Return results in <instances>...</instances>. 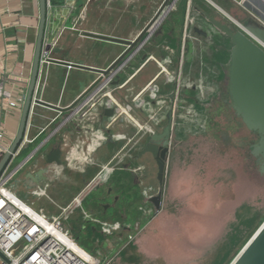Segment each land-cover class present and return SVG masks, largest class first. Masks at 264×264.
<instances>
[{"label":"rangeland","instance_id":"rangeland-1","mask_svg":"<svg viewBox=\"0 0 264 264\" xmlns=\"http://www.w3.org/2000/svg\"><path fill=\"white\" fill-rule=\"evenodd\" d=\"M202 1L205 0H196L197 3L204 6ZM138 3V1L132 2L131 8L136 10ZM207 7L208 10L202 7L205 11V19L214 17L223 23H232L231 20L216 12L211 6ZM239 9L240 8H237V10ZM213 13L215 15H213ZM237 14H239V12H237ZM243 14L244 12L241 11L238 15L239 18H242V22L251 20V15L247 14L245 17ZM174 20L178 21L177 18ZM165 26L162 33L163 31H169L168 28H170V25H167V27ZM212 28L215 29V32H218L213 26ZM219 36L218 34V37ZM149 41L146 44L147 48L149 45L153 50L155 42L149 44ZM203 42L206 44H213L215 40L209 37L203 40ZM225 47L229 50H226L225 54H223V50L220 53L219 58L222 61H227L230 58L232 48L231 42L227 43ZM147 48L142 49L138 55H135L136 61L142 58L143 52ZM191 50H193V53H187L185 57L186 61L191 58L195 60L199 56L197 55L199 49L196 48V46L193 47V49L191 48ZM213 50L215 53L216 49L214 48ZM203 52L200 55L202 60H204V56L205 58H209V56L213 54L212 49L206 48V46ZM212 56L214 59L217 58L215 54ZM224 66L226 70L227 66ZM138 67L139 65H130V69H126L125 74L130 71L132 72ZM207 67H213L215 74L218 71L217 65H207ZM179 68L180 65L166 66L164 78L162 77V80L158 82L166 84L171 83V77L179 72ZM147 69L156 72L158 71V65H148L146 70ZM194 69H197V65L181 66V71L183 72L185 80L187 78L186 75H189ZM197 72L198 73H195V78L201 80L203 79L202 74H205L207 71L202 73V67L200 65ZM146 75L149 74L146 73ZM195 81L197 80L194 79L193 83L189 82V85H200L201 88L203 87L201 90H203L204 93H202L203 91H199L198 93L194 92L192 93V98L182 101L181 103V111L178 119L180 124L177 129L178 132H182L183 138L180 137L178 133H175L174 144H182L174 151L173 149L176 145L172 146L161 211L157 215L152 214L150 221L149 217L147 219L145 218L147 215L144 218L140 217V214L136 211L137 208L140 210V207H142L144 198L138 193L135 198H133L132 195H134V193L130 191L131 197L129 198L128 204L122 208L119 206L121 204L116 205L107 215V217H109L112 213L117 214V216L122 214V222L129 219L130 224H133L134 233L130 235L133 238H129L133 245L130 244L129 247H134L133 250H135V255L131 256V260H135L134 262L136 264H215L219 258H223L224 254L227 255L228 252V256L225 257L221 264H230L253 236L254 233L250 234V231L253 225L255 227L258 223L246 225V221L254 218V216H261L264 214V176L259 171V156L253 153V146L258 141V135L241 124L240 119L229 105L231 101H224V92H226V87L228 86L227 76L219 83L216 80L212 84H210L211 81L205 84H201L199 81L198 84H196ZM132 83L134 88H138L135 91L136 96L145 83L140 79V76L139 78L137 76ZM190 87L192 86L190 85ZM207 88L211 90L209 94L205 90ZM152 91L151 93L153 94ZM205 95H209V102H206ZM148 97L149 94L146 92L142 96L143 99H147ZM222 101L226 102V104H223ZM204 104L205 106L212 104L214 105V109L219 108L222 111V114L216 117L219 125L208 128L205 134L204 131L194 134V132L202 127V125H200V120L202 117H205ZM124 111H127L124 117H126L128 122V117L132 118L133 114L126 107ZM203 121L204 120H202V122ZM99 130V126L86 123L84 125V135L87 132V135L89 134L90 136L85 135L84 138L80 140L79 147L82 149L84 146L91 144L92 134ZM119 130L116 129V131ZM137 131V127L135 128V125L131 124L130 131L128 130V134L126 135L132 137L138 134ZM118 133L121 132L119 131ZM145 134L147 133L144 132L140 134L139 138H143ZM105 138L109 139L110 137L102 134V137L96 142L97 146L95 145L91 150L86 151V156L88 158L92 156L94 151L98 150L101 141ZM41 140L42 139L37 141V145ZM127 141L128 140L124 137L117 138L116 143L111 147L108 155L100 160L96 168L86 169V176L83 175L81 172L82 170L75 172L68 169L63 170V174L60 178L49 182V186L46 187L47 193L43 196L31 194L30 188L34 187L32 183L36 185L37 183L27 177L29 174H35L38 171L37 168L40 162L37 161V158L40 157L38 153L35 155L34 160L28 162L15 175L12 183L9 185V189L19 196H26L25 199L35 208L39 209L41 207L47 213L51 212L56 214L60 212L61 206H65V202H67L71 196L84 190L83 198H79L76 202L75 205L77 207L75 209L71 207L67 212L64 222H66L65 224H67L68 227L77 224L74 226L78 228L77 231L81 238L80 243L90 252L105 247V250H111V254L115 255L118 252V247L109 249L107 245L103 244L104 241L101 237L105 235L109 236V233L106 232V230H108L107 227L105 228L104 226L101 228L100 225L104 219H107L102 210H99L98 207L99 202L104 198L102 195L103 188L101 187L102 190H99V187H97L100 178H97L95 182L86 189L84 180L91 177L93 179L96 173L105 168L111 170L109 174V180H112L111 182L115 180L117 175L120 176V173L122 176L126 175L124 173H130L125 170H120V168H122V162H129V156L127 157V154L135 153L136 146L133 144H130L127 149H124ZM37 145L24 148L15 158L12 168H14L16 164L21 163ZM65 147L77 153L80 152L75 149L71 141L66 140ZM121 151L124 152V157L113 160V156H117ZM181 152L182 154L179 155ZM146 161H149V166L154 168L155 171L156 166L154 165V160L149 158ZM128 176L127 180L130 181L132 178L130 174ZM43 184H45V182ZM115 186L116 185H114V187ZM120 192L126 194L119 182L118 187L114 190V195L120 194ZM112 197H109L107 201H111ZM80 201L83 202V205ZM146 205L145 214L148 212L149 208L148 206L146 207ZM128 206H130L131 209L135 208L136 211L129 209ZM97 207L98 210H96ZM84 209H86V217L85 214L83 215ZM152 210L151 212H153ZM129 212L132 214L131 216ZM128 214L129 216L126 217ZM117 219V217H111L110 221ZM93 222L100 226L97 231L100 236H98L97 238L99 239H96V242H94V249H91L92 238L95 235L93 232L91 233L87 227L90 223L93 224ZM235 235H239V240L229 248L226 245L230 243L231 237ZM143 240H146V244L144 245L146 247L143 251H139L138 245ZM83 243H85V245ZM107 255L108 254L105 255V258L109 257V255ZM102 259L104 258L102 257Z\"/></svg>","mask_w":264,"mask_h":264},{"label":"crops","instance_id":"crops-1","mask_svg":"<svg viewBox=\"0 0 264 264\" xmlns=\"http://www.w3.org/2000/svg\"><path fill=\"white\" fill-rule=\"evenodd\" d=\"M134 1L139 2L137 4L136 10L131 8L132 2ZM164 1L165 0H50L48 3L46 40L48 42H52L53 44L57 40L55 51L52 56L94 68H106L111 63H113V61L122 51H124L126 46L114 43L109 40L87 36L85 35V32H95L112 37L134 39L152 17L155 9L161 3L163 4ZM246 1L255 7L257 6L259 0H205L202 1L204 6L197 3L196 0L175 1V9L169 14L168 18H166V24L164 23V26L166 25L165 27L170 25V28H168L169 31H163V33L159 34L157 37L158 41H156V43H162L163 46H165V44L169 45L171 47L170 52L175 53V55L171 57L170 60L168 58L165 60L167 61L166 65L172 64L171 61L173 59V62H178L180 59L178 56V49L182 46L184 38L189 33L188 30L186 31L187 21H196V25L198 26L197 28L208 31L210 37H212L213 34L215 39L213 44H206L203 42V39H199L200 43H198L197 40H194L196 38L189 37L190 41L187 43L189 46L188 53L192 54L193 50H191V48L193 49L195 46L196 48L203 47V51H205L206 46V48L208 47L212 49L213 52V49L215 48L217 50L219 48L218 46L223 42V39L218 37L215 29H213L210 23L204 18L205 11L202 9V7L207 9V6H211L214 8V10H216V12L231 21H233V19L242 21V18L238 17L241 11L244 12L243 16L245 17L247 14L252 15V9L246 6ZM237 8H240L239 10L241 11L237 10ZM236 11L239 12V14H237ZM213 15L215 14L213 13ZM175 18H177L178 21H175ZM39 22V0H0V82L5 81L6 87L10 90H13L16 95L21 96L28 87L27 82L30 79L33 66ZM193 24H195V22ZM193 34L194 33L191 35ZM166 39H170V41H166ZM151 53H153V55H158V50L156 49ZM187 61H189L188 65H197L196 59L194 60L191 58ZM198 66L199 65H197V71L199 69ZM205 70H209V67H207ZM142 71L143 72L141 73H143L147 79L158 76L159 73V71L155 72L151 69L146 70V68ZM214 72L215 70H213L212 67L210 73L211 80L208 81H211L210 84L214 83L219 75L218 71L216 74ZM85 73L88 74L89 81L84 84L77 83V77L84 75ZM146 73L149 75H146ZM97 76L98 75L95 72H88L73 66L52 62L48 65L46 77L47 80L42 92V99L44 101L66 107L73 103L79 97V95L85 91L90 83L96 79ZM130 78H132V75H128V78H125L124 84H127ZM123 85H111L110 87V89H113L112 94H114L116 90L118 91V94H114V96L117 98L118 96L120 98L123 97L121 91ZM206 91L209 94L211 90H208L207 88ZM120 98H118L119 104L121 105V108L124 109L127 107V103H125L123 99L122 101ZM205 100H207L206 102H209V95L206 96ZM36 112L37 115H35V124L37 126L45 125L48 121L59 114L58 111L43 106H38L36 108ZM21 113L22 107L21 109L9 111L8 113H3L2 115L3 125L6 129L7 136L10 139L15 137V134L18 130ZM99 120L100 119L97 118V116H92L89 121H72L71 124L63 128L57 135H55V139L53 140V143L51 142V144H56L58 141L60 142L63 140L61 141L63 142V152L66 155L67 164L71 168H68V170L75 172L78 170L86 171L87 168H96L100 160L108 155V152L113 146L111 145V142L113 141H110L109 143L104 142L102 145L100 143L98 150L94 151L92 156H89V158L86 156L87 150H91V148L95 145L97 146V140L102 137L100 131H96L92 134L91 144L84 146L82 149L79 147L80 140L83 139L85 135H87V132L84 135V125L89 123L90 125L99 126ZM110 123L107 124V127L111 125ZM52 126L54 125H51V128ZM112 126L116 125L113 123L110 127ZM129 126L130 125H127L125 119V122L118 124L116 129H120L119 131L122 134H125L128 132ZM114 132L117 133L118 131L115 130ZM66 140L71 141L73 146H75V149L80 152L77 153L70 148L67 149L65 147ZM181 144L182 143H178L176 146H174L175 149H173V151L176 150L177 147H180ZM62 168L55 170L56 172H49L47 175V182H52L60 178L63 174ZM39 169L40 166H38L37 170ZM51 170L53 169H50V171ZM118 176L119 175H117L113 181V186L116 185L115 187H117V180L120 177ZM153 178V170L151 168L149 178L146 182L148 187H154L155 181ZM93 179L91 177L87 180H84V186ZM43 183L44 181H41L39 185L45 187L49 186V183ZM32 186L36 187L38 184L36 185L32 183ZM127 187L129 191L134 193L132 197L135 198L137 193H135L133 183H129ZM83 191L84 190L71 196L69 200L65 202V206L73 203L72 207L75 209L77 207L75 205L77 202L75 198L77 196L78 198H81L84 195ZM122 194L123 193L120 192V194L118 193L117 195L121 197ZM80 203L83 205L82 201H80ZM147 206L149 208L148 212L145 214V216L147 215L145 218L147 219L149 217L150 221L152 214L157 215L161 210L157 211V213L152 210L150 204L146 205V207ZM129 209H131L130 206ZM150 209L153 212H151ZM131 210L136 211L135 208H132ZM84 214L87 216L86 209H84L83 215ZM129 214L126 215V217L129 216ZM131 215L132 214H130V216ZM74 225L77 224H73V226ZM127 225L131 226V228H127L124 231H117L116 233L110 234L109 236H101L104 241L103 244L107 245L109 249L118 247V252L115 255L111 254V250H105V247L97 251L92 250L91 253H94V255L98 256L100 260L107 261L113 258V261L110 264H136L134 262L135 260H131V256L135 255V250H133L134 247H129V245L132 244V241L129 240V237L134 233V229L132 228L133 224H130L129 219H127ZM73 226L69 227V229H71L73 235L80 243L81 238L79 232L77 231L78 228ZM87 228L95 235L93 236V241L91 242V249H94V242H96L95 240L99 239L97 237L100 236V234L97 233L100 226L93 222V224L90 223ZM145 241L146 240H143L138 245L139 251H143L146 247L144 246L146 244ZM83 244L85 245V243ZM106 254L109 255L108 258H105ZM102 257L104 259H102Z\"/></svg>","mask_w":264,"mask_h":264},{"label":"water","instance_id":"water-1","mask_svg":"<svg viewBox=\"0 0 264 264\" xmlns=\"http://www.w3.org/2000/svg\"><path fill=\"white\" fill-rule=\"evenodd\" d=\"M171 1L173 0H165L163 2L157 15L134 39L112 37L95 32H85V35L87 36L109 40L114 43L122 44L126 46V48L118 55L113 63L106 68H94L87 65L73 63L65 59L51 58V62L61 63L67 66L70 65L88 72H95L98 76L73 103L66 107H62L42 99H36L35 101L39 105L46 106L57 111L66 113L71 111L84 95L90 92L107 76L112 74L116 64L119 63L127 54L130 53V59H133L135 55H138L141 50V45H144L150 40L149 34L152 30L154 22L158 18V14ZM39 3L40 22L38 26V35L31 76L27 82L28 87L25 94L18 130L9 151L5 153L0 162V172L5 167L11 154L17 149L24 137L33 101L34 89L39 76L42 54L44 51H51V53L54 54L55 51V47H52V42H48L46 40L49 0H39ZM245 4L252 9L251 16L253 17V20L249 22H242L233 19L234 23L237 25V29H232L227 24L222 23L214 17H210V21L217 29L227 35L231 40L232 48L230 61L228 63V92L231 99V106L235 113L241 118L245 126L250 131L258 135V141L253 146V153L259 156V171L264 176V0H259L257 6L255 7L248 1H246ZM143 57H145V55ZM88 81L89 78L86 73L76 79V82L79 84H84ZM118 111V104L112 105L105 103V105L101 106L99 114L100 117L103 116V128H106L110 119L115 116ZM174 122L175 117L172 115V112H169L168 123L164 128L163 133L153 134L150 140L146 143L145 147L138 153V158L153 157L154 159V165L156 167L155 171L154 168H152V170L155 188L151 187L149 200L154 204L157 211H160L163 205L168 163L170 153L172 151L169 139L171 137L172 125ZM162 138H165L163 145H161L160 141ZM54 139L55 137H53L48 143H53ZM39 161V166H44V168H41L35 174H29L27 176L28 178L34 180L37 184L46 179V166L58 165L63 166L65 169H71L67 164L65 153L59 145H56L49 153H47L45 159H41ZM84 176H86L85 171ZM230 264H264V222L259 226L253 236Z\"/></svg>","mask_w":264,"mask_h":264},{"label":"built area","instance_id":"built-area-1","mask_svg":"<svg viewBox=\"0 0 264 264\" xmlns=\"http://www.w3.org/2000/svg\"><path fill=\"white\" fill-rule=\"evenodd\" d=\"M56 44L57 40L54 44L52 43V47H55ZM51 58L57 57L52 56L51 51L43 52L24 137L0 172V264H110L112 259L107 261L100 260L98 256L84 248L69 227L66 226L64 218L73 203L61 206L59 213L51 214L41 207L39 209L35 208L25 199L26 196H19L9 189V185L15 175L28 162L34 160L40 149L55 137L59 131L71 124L72 121L85 122L89 121L92 116H97L100 119L99 112L101 106L105 105V103L119 105L118 113L110 119L112 121H116L119 117H124L127 112L121 108L118 98L114 96L115 93L112 94L113 89H110L114 83L113 80H115V76L112 73L84 95L71 111L67 113L58 111L59 114L45 125L37 126L35 124L36 108L42 105H39L35 100L42 99V92L47 80L48 65L52 63ZM25 94L26 91L21 96L16 95L13 90L6 87L5 81L0 82V162L5 153L9 151L14 139V137L8 138L3 125L2 115L9 111L21 109L24 104ZM126 108L130 110V105H127ZM51 125L54 126L51 128ZM116 136H119V134ZM40 139L42 140L37 145V141ZM35 145L37 146L27 157L12 168L15 158L21 151L26 147ZM62 167L49 165L46 169L48 173H51ZM50 169L53 170L50 171ZM107 170L105 168L103 171ZM47 172L45 174L46 179L43 181L49 183L47 182ZM97 178L98 176L96 175L92 181L88 182L85 189L92 185ZM46 187L38 184V186L30 188V192L36 196H43L47 193ZM75 199L78 201V196ZM107 229L106 232L110 233L111 229L109 227ZM129 238L132 239L133 237L130 236Z\"/></svg>","mask_w":264,"mask_h":264},{"label":"flooded vegetation","instance_id":"flooded-vegetation-1","mask_svg":"<svg viewBox=\"0 0 264 264\" xmlns=\"http://www.w3.org/2000/svg\"><path fill=\"white\" fill-rule=\"evenodd\" d=\"M175 1L177 2L178 0H173L165 6V8L158 14V18L156 19V21L154 22V24L152 26V29H153L152 33H151V35L149 34L150 35L149 44L152 42L153 43L155 42V46L153 47V50H152L151 46H149V45L147 48V45H146L147 42H146L144 45H141V50L144 48L148 49V50L145 49L143 52V56L145 55V57L142 56V58L139 61H136V59H135L136 57H134L133 59L129 58V55H130V53H129L119 63L116 64L114 71L112 72L113 75L115 76V80H114L113 85H116V86L117 85L118 86L123 85L125 82V78L126 77L128 78V75L129 76L132 75V78H130V80H128L127 84H124L122 86L121 91H122L123 97L120 98L118 95L117 96L121 100L123 99L125 101V103H127V105H130V111L132 112L133 117L134 118L136 117L140 124L133 121L132 118L128 117L129 123L126 120L127 125L131 126V124H133V125H135V128L137 127V130H138L137 135H133L132 137H130V136L126 135L128 133H125V134L124 133L123 134L118 133V132L113 133V131L116 130V126L118 124L125 122V119H126L125 117H123V116L119 117L116 121H114L113 123L116 126L110 127L113 124L112 123L109 127H107V125H106V128H103V122H102L103 116L100 117V120H99V127H100L99 131L101 132V134H104L107 137H110L109 139L105 138V140H102L101 145L104 142L109 143L110 141H113V142H111V145H114L117 141V138L124 137L125 139H127L129 141V142L127 141V143L125 144L124 149H127V147L130 144L131 145L133 144L136 146L134 154H127V157L129 156V162H122L121 163L122 168H120V170L121 171L125 170V171H128L130 173H128V174L124 173V174H126L125 176H122L120 174V177L117 180V187H118V184L120 182L121 187L123 188V191L127 195L122 194L121 197L117 194L114 195V190L116 187L113 186L114 182H111L112 180L111 181L109 180V178H110L109 174H110L111 170L103 171L104 169H102L99 173H97L98 178H100V181L98 182L99 184H97V187H99V190H102V188H103L102 195L104 197L99 202L98 207H99V210L100 209L102 210L105 218H107V219H104V221H102V223H100V225H101V228L105 226V227H109L111 229V232L109 233V235L116 233L117 231H124L127 228H131V226L127 225V220H125V222H122L123 221V215L122 214L120 216H117V214L112 213V215L109 214L110 216L107 217L108 212L110 213V211H112L116 205L121 204L119 206L122 208V207L126 206V204H128L130 191H129V189H127L128 188L127 186L131 182L133 183V187L135 188V193L141 194L142 197L144 198V201L141 200L142 201V207H140V210L137 208V211H136L138 214H140V217H143V218L145 217V205L146 204H150L152 209L155 212H157L154 204L152 202H150V200H149L150 187H148V185L146 184L147 179L149 178V175H150V170H151V166H149L150 165L149 161H146L147 159H149V157L138 158V153H139V151H141L145 147L146 143L150 140V138L153 134L163 133L164 128L166 127V125L168 123V113L169 112H172V115L175 117V122L172 125L171 137L169 139L171 142V149H172L173 145L178 144V143L174 144V137H175V133H178V135L180 137H182V132H180V131L178 132V129H177L178 125L180 124V122H178V119H179V115H180V111H181V103H182V101H185L189 98H192L191 97L192 93H194V92L198 93L199 91H203V90H201L203 87L201 88L200 85L190 84L192 86V87H190L189 82L193 83L194 79H196L197 80V81H195L196 84H198L199 81L201 82V84L208 83V81L211 80L210 73H211L212 67H209V70H203L205 67H207V65H217L219 75H218L216 80L218 83L223 78H225L226 76L228 78V73H229L228 63L230 61V58L227 61H222V60H220L219 55L222 52V50H223V54H225L226 50L227 51L229 50L225 46L227 45V43L231 42V40L227 35L222 33L219 29H217L213 25V23L210 21V17L208 19L206 18V20L214 28H216L218 30V32H216V33L220 35L219 37L221 39H223V42L218 46L219 48L215 51V53H214V51L212 52L215 54V56H217L216 59H214L213 56L210 55L209 58L208 57L205 58V56H204V60H202L200 55L203 52V47L198 48L199 50H198L197 55H199V56L196 58L197 65H199L198 67H200V65H201L202 73H204V71H207L205 74H202L203 79L198 80V78H195V73H198V72H197V70L195 72V69H194V70H192V72L189 75H186L187 78L185 80L183 77V72L181 71V66L188 65V63H189V61L185 60V57H186L188 50H189V46L187 45V43L190 41L189 37L196 38L194 40L195 41L197 40L198 43H200L199 42L200 40H202V39L205 40V39H208L210 37L208 31H204V30H201L200 28H197L198 26L196 25V23H197L196 21L191 20V21H187V23H186V27H187L186 31L188 30L189 33L192 32L194 34L191 35L192 33H190V34L188 33V35L184 38L182 46L178 49V52H179L178 56L180 58L179 61L173 62L174 61V59H173L171 61L172 64L166 65L167 61H165V60L167 58L170 60V58L173 57L175 55V53L170 52L171 47L169 45L165 44V46H163L162 43L159 44V43H156V41H158L157 37L159 34L162 33V30L164 29V23L166 24V18H168L169 14L175 9V5H176ZM161 6H162V3L155 9L154 14L149 19V21L146 23V25L157 15ZM166 11H168V12L166 13ZM250 17H251V20H248L246 22L253 20V17L252 16H250ZM194 20H196V19H194ZM194 22H195V24H193ZM231 22L232 23H225V24H227L232 29H237V25L233 21H231ZM212 38L214 39V35H212ZM162 41H164V40H162ZM166 41H170V39H166ZM150 49H151V52L157 49L158 55H153V53L150 52ZM130 65H139V67L136 68L135 70H133L132 72L130 71V72H127L125 74L126 69L127 70L130 69ZM148 65H158V71H159L158 76L147 79L146 76L143 73H141V72H143L142 70L147 68ZM168 65H180L179 72L171 77V83H168V84L162 83V82L159 83L158 81L162 80V77L164 76L163 73H165V71H166L165 67ZM224 65L227 66L226 70H225ZM226 71H227V75H226ZM137 76H138V78L140 76V79L145 84L141 87L139 92L137 91L138 93L135 96V91L138 88L137 89L134 88L132 81ZM151 91L153 92V94L151 93ZM145 92L147 94H149V97L147 99L142 98V96ZM130 93H132V94H130ZM202 93H204V91ZM115 94H118L117 90L115 91ZM224 97H225L224 101H226V102L231 101L230 96H229V92H228V86L226 87V92H224ZM205 104H204V106H205ZM204 118L205 117H202V119L200 120L201 121L200 125H202V120H204ZM130 126H129V131H130ZM144 132L147 134H145L143 138H139V135L144 133ZM118 134H119V136H116ZM160 141H161V145H163L165 142V138H162ZM56 145H59L61 147L62 151H64L63 142L58 141V143H56V144H51V143L47 144L46 143L44 145V147L40 149V151H39L40 157L37 159H39V160L45 159L46 154L49 153ZM123 157H124V152L121 151V152H119V154H117V156H113V160L114 159H121ZM152 159H153V157H152ZM113 160H111V161H113ZM47 167L48 166H46L45 168H47ZM41 168H44V166H40V169ZM63 170H65V169L63 168ZM84 171L85 170L81 171L83 173V175H84ZM86 174H87V172H86ZM129 174L132 178L130 181L127 180V178L129 177L128 176ZM109 197L110 198L112 197L111 201L109 200L110 202L107 201ZM98 207L96 208V210H98ZM85 217H86V215H85ZM111 217H117L118 219L114 220V221H110ZM119 217H121V218H119Z\"/></svg>","mask_w":264,"mask_h":264},{"label":"trees","instance_id":"trees-1","mask_svg":"<svg viewBox=\"0 0 264 264\" xmlns=\"http://www.w3.org/2000/svg\"><path fill=\"white\" fill-rule=\"evenodd\" d=\"M223 104H226V102L222 101ZM231 104V103H230ZM229 104V105H230ZM214 105L212 104H209L207 106H204V111H205V118H204V121L202 122V127L199 128L198 131L194 132V134L196 133H200L202 131H204V134L205 132H207L208 128H211V127H214L215 125H219V122H218V119H216V117L219 116V114H222V111L219 109V108H216L214 109L213 108ZM231 106V105H230ZM232 107V106H231ZM234 110V109H233ZM235 112V111H234ZM217 114V115H216ZM236 114V113H235ZM236 116H238L236 114ZM238 118L240 119V122L242 125L245 126V124L242 122L241 118L238 116ZM205 124V125H204ZM204 125V126H203ZM240 125V123H239ZM246 127V126H245ZM252 132V131H251ZM207 134V133H206ZM256 134V133H255ZM188 139V138H187ZM175 149V148H174ZM182 152L179 154L181 155ZM255 219V220H254ZM256 222H258L256 224ZM264 222V214H262L261 216H254V218H251L249 220L246 221V225H252L253 223L256 224V226L254 227L253 225V228L251 229L250 231V234L252 233H255L256 229L259 228V226ZM249 234V235H250ZM239 240V235H235V236H232L231 239H230V243L226 246H228L229 248L234 245L235 243H237ZM244 243V242H243ZM229 254V252L226 254H224V257L223 258H219V260L215 263V264H221L223 262V260L225 259V257H227Z\"/></svg>","mask_w":264,"mask_h":264},{"label":"bare ground","instance_id":"bare-ground-1","mask_svg":"<svg viewBox=\"0 0 264 264\" xmlns=\"http://www.w3.org/2000/svg\"><path fill=\"white\" fill-rule=\"evenodd\" d=\"M151 57H152V56H151ZM133 75H134V74H133ZM131 89H132V88H131ZM132 119H133V121L139 123L136 117H135V118L132 117ZM110 122H111V123H110ZM110 122H109V123L112 124L114 121L110 120ZM139 124H140V123H139ZM139 127H140V126H139ZM118 132H119V131H118ZM128 142H129V141H128ZM97 168H98V167H97Z\"/></svg>","mask_w":264,"mask_h":264}]
</instances>
